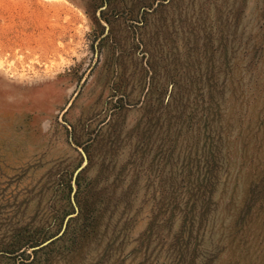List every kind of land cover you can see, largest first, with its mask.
Here are the masks:
<instances>
[{"label": "rangeland", "instance_id": "rangeland-1", "mask_svg": "<svg viewBox=\"0 0 264 264\" xmlns=\"http://www.w3.org/2000/svg\"><path fill=\"white\" fill-rule=\"evenodd\" d=\"M0 264H264V0H0Z\"/></svg>", "mask_w": 264, "mask_h": 264}]
</instances>
